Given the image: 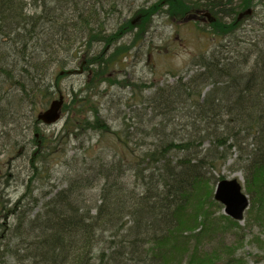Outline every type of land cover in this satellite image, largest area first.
Returning <instances> with one entry per match:
<instances>
[{"label":"trees","instance_id":"trees-1","mask_svg":"<svg viewBox=\"0 0 264 264\" xmlns=\"http://www.w3.org/2000/svg\"><path fill=\"white\" fill-rule=\"evenodd\" d=\"M252 1L156 0L109 31L108 19L118 10L115 2L110 11L105 0H0V121H18L23 106H29V118L49 106L57 91L61 93L60 88L54 90V83L75 53L83 50L82 68L91 72L84 88L73 89L71 101L63 104L62 130L36 143L37 164L30 183H25L27 191L9 209L18 217L12 237L22 238L12 255L28 264L245 262L230 246L225 251L228 258L221 261L216 249L209 251L200 241L207 227L217 226L216 218L208 219V204L219 205L213 188L224 176L214 179L213 172L228 162L234 149L239 154L232 164L244 169L257 219L264 221L262 50L246 74L232 57L212 52L197 62L204 66L202 71L155 90L152 83L113 79L108 72L121 55H125L121 60L128 56L130 47L117 43L138 16L145 20L164 8L178 19L197 15L195 11L203 7L232 14L237 9L234 2L249 8ZM239 23L237 17L227 25L213 22L221 34H233ZM140 37L134 43L144 39ZM95 44L102 50L93 51ZM243 56L245 64L251 53ZM116 84L129 87L128 104L134 101L139 107L124 117L123 124L109 120L100 108L103 93ZM34 121L35 127L41 123ZM88 132L99 133V140L111 139L114 156L107 158L102 151L94 156V146L85 148L81 142L78 151L67 155L68 143ZM206 139L210 146H205ZM51 157L65 158L68 182L37 198L31 182L48 172ZM40 199L44 202L32 215ZM223 216L230 225L238 224Z\"/></svg>","mask_w":264,"mask_h":264},{"label":"rangeland","instance_id":"rangeland-1","mask_svg":"<svg viewBox=\"0 0 264 264\" xmlns=\"http://www.w3.org/2000/svg\"><path fill=\"white\" fill-rule=\"evenodd\" d=\"M155 1L105 0L106 7L110 11L114 10L112 9L113 2L118 6V10H114L110 19H108L109 31H114L124 23L125 19H133L138 8L143 5H150ZM234 7L237 9L232 14L226 12V9L216 12L203 7L200 13L195 11L199 15L197 17L190 14L185 18L173 19L168 16L164 8H161L162 10L155 15H147L145 20L143 19L144 16H138L135 18V23L130 31L117 43L119 45L126 44L130 47L127 53L128 56L124 60H121V58L125 55L119 57L120 64L126 66H119V62H117L108 74L113 79L130 80L134 83H152L154 84L152 90H155L160 85L176 82L181 77L189 79L195 72L202 71L204 66H199L197 62L202 61L205 56L209 57L212 52L219 57H223V55L232 57L233 61L236 60L240 65L239 68L242 69L243 74H246L254 65L256 57H258V51L262 50L264 53V0L252 1L250 7L252 13L243 15L239 25L236 26L237 30L235 29L236 31L233 34H221L213 22L219 20L222 25H227V23L233 22V19L239 13H243L247 9L245 7L241 8L236 2H234ZM206 10L211 12L210 18L204 14ZM212 17L216 20H213ZM139 36H141L140 39H144L134 43L136 37ZM102 48V45L95 44L92 50L100 51ZM249 52L251 58L243 64V54ZM82 53L83 50L78 54L75 53L74 58L71 57L69 64L65 67L66 72L61 75L58 83H54V90L60 88L66 102L71 101L70 95L73 89H83L89 79L88 77L91 76L88 69L82 68L83 65H86V63L82 64ZM106 55L108 56V53ZM105 86L107 84H103L101 87ZM111 86L105 95L103 93L100 108L103 115L107 116L109 120L116 124H123L124 117L128 119L129 116L135 114V110L139 107L133 104L134 101L128 104L131 95L129 87L123 88L117 84ZM145 93L149 94V92H143L141 95ZM59 95L60 92L57 91L53 98H58ZM20 108L19 113L21 116L18 117V121L11 118L9 122L0 121V264H28L27 261H19L16 256L11 254V250L15 251L18 248L22 238L12 237L14 226L18 223V217L17 213L12 214L9 209L13 208V204L27 191L25 183L28 180L30 183L31 169L34 168L33 164H37L35 160L37 157L35 155L37 141L41 142L42 137L46 134H52L53 132L57 134L64 125L63 116L51 125L39 123V126L35 127L34 120L37 119V116L29 118V106ZM140 110L143 112L142 109ZM40 111L39 109L38 112ZM38 112H36L37 115ZM151 112H153L152 109H150L149 114ZM168 129L171 131L172 126ZM90 136L93 137L92 140H90ZM99 138V133L88 132L80 140H71L66 146L67 155L78 151L80 144L83 143L85 148L88 145L94 146V156L102 151L106 153L107 158H112L115 149L111 145V139L99 140ZM210 145V139H206L205 146ZM233 153L225 165H220L218 169H215L212 177L214 179H218L222 175L227 178L238 177L243 181L245 190H247L244 169L239 166L240 164H232L237 159L239 150L234 149ZM64 161V157L57 160L51 157L47 164L49 166L48 172H43L42 179H33L30 189H33L37 198L42 197L47 190L54 189V192H56V190L66 186L68 171L64 166ZM35 172H37L36 168ZM214 188L213 196L215 194ZM247 193L251 205L246 210L245 218L238 221V224H229L228 219L223 216L226 214L224 213V205L221 202H219V205L215 203L208 204L211 208L208 219L214 220L216 218L217 226L215 228L207 227V234L204 235L205 238L200 241V244H203L209 251L216 249L221 261L228 258L225 252L226 248L233 247L232 253L244 258L245 262L243 264H264V221L261 222L257 219V204L253 205L252 194L248 190ZM26 200L30 201L28 198ZM43 202V199H40L39 204L32 209V215L37 213ZM28 206H32V203ZM190 217L189 215L188 218L190 219ZM228 226L230 227L226 230ZM199 229L200 227L196 231H199ZM22 253L15 255H22Z\"/></svg>","mask_w":264,"mask_h":264},{"label":"water","instance_id":"water-1","mask_svg":"<svg viewBox=\"0 0 264 264\" xmlns=\"http://www.w3.org/2000/svg\"><path fill=\"white\" fill-rule=\"evenodd\" d=\"M210 18V13L206 12ZM64 95L52 100L50 106L38 115V119L51 125L61 118ZM215 199L224 204V212L238 221H242L245 216V210L250 205L248 194L243 191V184L237 177L222 178L218 180L215 188Z\"/></svg>","mask_w":264,"mask_h":264}]
</instances>
